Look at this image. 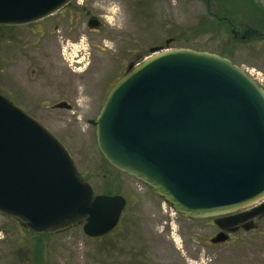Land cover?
<instances>
[{
    "label": "water",
    "instance_id": "1",
    "mask_svg": "<svg viewBox=\"0 0 264 264\" xmlns=\"http://www.w3.org/2000/svg\"><path fill=\"white\" fill-rule=\"evenodd\" d=\"M72 0H0V26L25 25ZM98 20L90 18L89 27ZM56 108L71 109L66 101ZM98 150L176 213L215 217L211 243L264 214V88L229 58L190 47L157 51L118 79L95 119ZM126 200L95 194L70 154L41 124L0 94V213L34 234L77 224L111 232Z\"/></svg>",
    "mask_w": 264,
    "mask_h": 264
},
{
    "label": "rangeland",
    "instance_id": "2",
    "mask_svg": "<svg viewBox=\"0 0 264 264\" xmlns=\"http://www.w3.org/2000/svg\"><path fill=\"white\" fill-rule=\"evenodd\" d=\"M255 2L264 7V0ZM113 3L122 28L106 18ZM206 12L204 0H72L38 21L0 26V94L63 145L95 194L126 200L117 226L99 237L85 235L81 224L38 235L0 213V264H264V214L253 229L240 227L225 242L211 243L219 231L215 217L182 216L116 170L100 154L88 122L129 65L166 48L227 57L264 88V39L196 31ZM89 18L98 26L89 27ZM61 101L71 109L54 107Z\"/></svg>",
    "mask_w": 264,
    "mask_h": 264
},
{
    "label": "trees",
    "instance_id": "3",
    "mask_svg": "<svg viewBox=\"0 0 264 264\" xmlns=\"http://www.w3.org/2000/svg\"><path fill=\"white\" fill-rule=\"evenodd\" d=\"M204 2L207 12L196 26V31H224L232 41L264 39V7H260L255 0Z\"/></svg>",
    "mask_w": 264,
    "mask_h": 264
},
{
    "label": "clouds",
    "instance_id": "4",
    "mask_svg": "<svg viewBox=\"0 0 264 264\" xmlns=\"http://www.w3.org/2000/svg\"><path fill=\"white\" fill-rule=\"evenodd\" d=\"M99 6L105 7V5L103 4ZM107 12L110 13V15L106 17L109 23L113 24L116 27L122 28L123 27V16H122L119 4L117 3L111 4V6L107 7Z\"/></svg>",
    "mask_w": 264,
    "mask_h": 264
},
{
    "label": "flooded vegetation",
    "instance_id": "5",
    "mask_svg": "<svg viewBox=\"0 0 264 264\" xmlns=\"http://www.w3.org/2000/svg\"><path fill=\"white\" fill-rule=\"evenodd\" d=\"M89 19H90V18H89ZM89 19H88V20H89ZM98 24H99V23H98ZM87 25H88V21H87ZM97 26H98V25H97ZM111 87H112V86H111ZM109 90H110V89H109ZM109 90H108V91H109ZM106 95H107V94H106ZM105 97H106V96H105Z\"/></svg>",
    "mask_w": 264,
    "mask_h": 264
}]
</instances>
